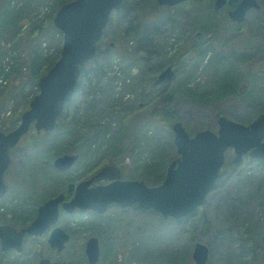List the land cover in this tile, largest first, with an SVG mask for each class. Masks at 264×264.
Masks as SVG:
<instances>
[{
    "label": "rangeland",
    "instance_id": "1",
    "mask_svg": "<svg viewBox=\"0 0 264 264\" xmlns=\"http://www.w3.org/2000/svg\"><path fill=\"white\" fill-rule=\"evenodd\" d=\"M68 1L0 0L1 132L18 125L39 91V78L59 57L63 35L49 23ZM257 1L261 6L236 24L227 15L233 7L216 9L215 0L175 6L123 0L55 128L35 133L32 126L11 150L0 203L37 206L66 191L70 181L86 180L108 165L124 179L158 185L178 156L174 122L193 136L205 129L216 133L220 115L249 124L264 113V70L254 68L264 66V0ZM36 30L41 55L32 59L27 47ZM167 67L172 76L159 79ZM66 153L77 159L60 171L53 160ZM234 155L226 151L215 186L196 214L163 217L115 203L103 213L75 209L59 218L69 234L65 247L49 250L41 242L39 254L59 264H90L85 243L94 236L100 247L95 264H196V241L209 247L207 264H264V163L248 156L235 163ZM107 182L94 178L88 187ZM25 246L27 254L23 249L21 258L2 256L0 264H37L34 245Z\"/></svg>",
    "mask_w": 264,
    "mask_h": 264
},
{
    "label": "water",
    "instance_id": "2",
    "mask_svg": "<svg viewBox=\"0 0 264 264\" xmlns=\"http://www.w3.org/2000/svg\"><path fill=\"white\" fill-rule=\"evenodd\" d=\"M183 1L157 0L159 4L169 6ZM226 1L216 0L215 8H221ZM233 1L228 0V3ZM121 2L122 0H71L56 11L53 24L63 35L61 53L53 66L39 78V92L29 102V108L22 113L19 124L7 133L0 131V197L7 190L4 173L10 164V148L16 145L32 124L37 131H48L55 127L57 117L74 93L81 73L80 66L95 56L102 31L112 11L118 9ZM258 7L257 0H239L228 14L233 21L240 23L250 9ZM172 74L171 67H167L159 75V79H168ZM172 129L179 156L168 165L162 183L147 186L141 180L121 179L118 167L105 166L87 180L76 185L69 183L68 192L75 190L69 201H64V195L60 193L39 205L36 218L24 229L16 231L13 227L1 226L3 249L15 247L20 251L24 232L41 235L54 226L58 219L60 202L68 212L79 207L102 213L112 203L122 207L136 203L140 208L153 209L164 217L186 216L203 203L212 189L228 148L232 147L235 152V163H239L246 153L251 158L264 159V113L249 125L221 115L218 117L217 133L205 129L190 136L180 121L173 123ZM76 159V154H62L54 159L53 165L56 169L65 171ZM94 178H109L110 181L88 187ZM68 239L69 234L58 225L51 230L48 242L51 248L60 251ZM85 254L90 264L99 260L100 248L96 237H89L86 241ZM192 258L196 264H206L209 247L195 242ZM39 264L56 262L43 257Z\"/></svg>",
    "mask_w": 264,
    "mask_h": 264
},
{
    "label": "flooded vegetation",
    "instance_id": "3",
    "mask_svg": "<svg viewBox=\"0 0 264 264\" xmlns=\"http://www.w3.org/2000/svg\"><path fill=\"white\" fill-rule=\"evenodd\" d=\"M227 2H228V0L226 1L225 6L226 5L227 6L229 5ZM238 2H239V0H234L230 4L231 7L234 8V6L237 5ZM260 6L261 5L259 3V7ZM233 8H231V9H229L227 11V15H228L229 18H230V16H229L228 12L231 11ZM247 13L245 14V19H246ZM245 19H244V21H245ZM230 20H231V22L236 23V24H241L242 23V22L239 23V22L233 21L231 18H230ZM255 65H256V67H254V68H256L257 70H261V69L264 70V66L262 67V66L257 65V64H255ZM150 85L151 84L149 83V86L148 87H150ZM32 129L34 130V128H32ZM10 155H11V153H10ZM246 156L249 157L248 154ZM261 161H264V159L261 160ZM93 176L94 175H92L91 177H93ZM70 182H73V181H70ZM67 185H68V183H67ZM67 185H66V191H59L57 194H55V195H58L60 193H63V195H64V201H69L72 198V196H73V194L70 195V193H73V190H71V191L68 192ZM6 187H7V185H6ZM49 198H51V197H49ZM39 205H37V206H35V205H29L28 207L25 206V205H23V206H18L19 209H14L15 207L12 209V205L6 206L5 203H0V227L1 226H9V227H13L14 229H16V231H20L21 229H24L25 227H27L36 218L37 213H38V207H39ZM58 208H59L58 221H57L56 224H54V226H58L59 225L58 222H59V218L61 217L62 213H66V214L69 215V214H72L74 212V211L73 212H68L63 207V203L62 202H60L58 204ZM54 226L49 227L46 230V232L44 234H41V235H34V234H30L28 232H24V234L22 236V240H21V242H22V249L20 251H18L15 247H9V248L3 249L2 244H1V233H2V231L0 229V257L13 254V255H17L18 256L17 258H21L24 255V252H26L25 254L28 253L26 251L25 244L29 241V242H32V245H34V250H32V252L34 253V255H38V263L37 264H39V261L42 258V255L39 254L38 247L41 244V242L46 243L48 245L49 250H53L54 249V248H51V246H50V244L48 242V237H49L50 232H51V230L53 229ZM42 237H43V239H42ZM23 249H24V252L21 253V251ZM16 253H19V254H16ZM54 262H56V264H59L58 261H54Z\"/></svg>",
    "mask_w": 264,
    "mask_h": 264
},
{
    "label": "trees",
    "instance_id": "4",
    "mask_svg": "<svg viewBox=\"0 0 264 264\" xmlns=\"http://www.w3.org/2000/svg\"><path fill=\"white\" fill-rule=\"evenodd\" d=\"M3 20V19H2ZM1 20V21H2ZM49 28L50 29H52V30H54V31H56V33H60L59 32V30H56V28H54V25H53V23L50 21V23H49ZM40 31L39 30H36V31H34L33 33H32V35L31 36H29L30 37V39H32L33 40V42H30V43H28V46L29 47H27V49L29 50L28 51V53H30L31 52V57H32V59L33 58H40V55L41 54H39V52H38V50H37V48H36V40L38 39V37L40 36ZM108 47H110V46H108ZM98 52H99V50H98V48H96V54H95V56H97V54H98ZM82 69H83V65L81 66V72H82ZM144 86H145V84H144ZM145 88H146V86H145ZM173 113V112H172ZM169 118H171V117H168V119ZM261 162H263L264 163V161H261ZM194 214H196V212L194 211L193 213H191L190 215H188V217L189 216H191V215H194ZM103 236L102 235H100V238H102ZM111 253V250H108L107 252H105V253H103L102 254V256L104 257V258H106L109 254Z\"/></svg>",
    "mask_w": 264,
    "mask_h": 264
}]
</instances>
